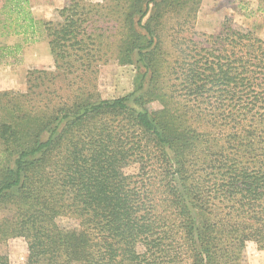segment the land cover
Here are the masks:
<instances>
[{
  "label": "trees",
  "instance_id": "trees-1",
  "mask_svg": "<svg viewBox=\"0 0 264 264\" xmlns=\"http://www.w3.org/2000/svg\"><path fill=\"white\" fill-rule=\"evenodd\" d=\"M198 2L67 0L53 21L3 0L0 35H43L54 57L25 92L0 91V244L25 238L21 264H242L248 242L264 250V39L229 18L167 34ZM108 54L136 65L130 94L89 85Z\"/></svg>",
  "mask_w": 264,
  "mask_h": 264
},
{
  "label": "rangeland",
  "instance_id": "rangeland-1",
  "mask_svg": "<svg viewBox=\"0 0 264 264\" xmlns=\"http://www.w3.org/2000/svg\"><path fill=\"white\" fill-rule=\"evenodd\" d=\"M67 0H29L33 15L40 20L58 21L59 10ZM93 3H103L104 0H86ZM3 0H0V7ZM116 2H109L114 7ZM186 14V11H184ZM226 18L233 25L254 31L264 39V0H199L196 14L189 22L177 27L174 23L166 26L167 34L181 29L180 36H189L192 32L216 34ZM110 27V32H117L115 23H103ZM174 27V29H170ZM114 40L117 38H113ZM19 44L21 48L9 49ZM115 48V44L112 45ZM106 59V61H105ZM102 59L90 84L103 98H116L130 94L134 90L133 78L137 67L135 64H121L116 57L109 54ZM54 57L48 39L39 35L38 39L25 42L21 35H0V91L25 92L28 88V72L32 69H53ZM161 107L158 102H152L150 108ZM0 210V220L4 216ZM61 226L74 228L77 220L61 216L58 219ZM1 252L8 254L12 264L23 263L28 256V241L23 237H11L0 244ZM242 264H264V250L255 242H248Z\"/></svg>",
  "mask_w": 264,
  "mask_h": 264
}]
</instances>
